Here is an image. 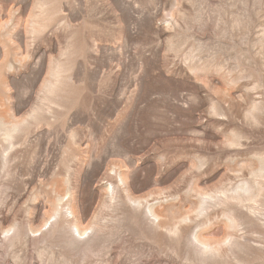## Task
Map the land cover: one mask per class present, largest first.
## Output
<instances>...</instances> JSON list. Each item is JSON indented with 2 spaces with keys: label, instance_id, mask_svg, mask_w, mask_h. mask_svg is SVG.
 Wrapping results in <instances>:
<instances>
[{
  "label": "rangeland",
  "instance_id": "1",
  "mask_svg": "<svg viewBox=\"0 0 264 264\" xmlns=\"http://www.w3.org/2000/svg\"><path fill=\"white\" fill-rule=\"evenodd\" d=\"M0 264H264V0H0Z\"/></svg>",
  "mask_w": 264,
  "mask_h": 264
}]
</instances>
